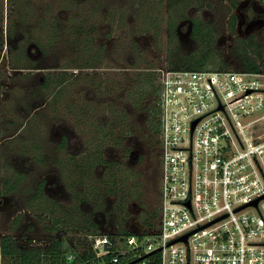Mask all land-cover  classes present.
Returning <instances> with one entry per match:
<instances>
[{"label":"built area","instance_id":"1","mask_svg":"<svg viewBox=\"0 0 264 264\" xmlns=\"http://www.w3.org/2000/svg\"><path fill=\"white\" fill-rule=\"evenodd\" d=\"M157 75L156 217L84 230L37 264H264V66L188 70L167 60Z\"/></svg>","mask_w":264,"mask_h":264},{"label":"flooded vegetation","instance_id":"2","mask_svg":"<svg viewBox=\"0 0 264 264\" xmlns=\"http://www.w3.org/2000/svg\"><path fill=\"white\" fill-rule=\"evenodd\" d=\"M60 1L62 0H54L53 2L47 0L40 3L39 0H31L30 8L34 11V8L39 6L41 10L56 11L62 7ZM63 1H65L64 11L68 9L69 5H71L69 7L75 8L77 3L83 5L82 8L87 9L101 8L108 10L110 4H114L117 8L116 0ZM233 1L235 0L228 2L230 10L226 15H222L220 9L214 6L210 0L191 1V6L187 9L185 17L176 24L177 40L189 51L188 54L193 53L195 48L192 46L190 37L185 34L188 29L186 27L191 28L192 36L195 39L194 24L199 20L203 24H207L206 26L203 25L204 27L209 29L214 27L213 30L218 34L215 39L218 41L219 46L223 48L226 56L225 63L220 64L219 67H240L236 58L232 55L233 43L235 40L249 41L264 33V20L257 22L256 27H250V17H248L244 8L250 0H237V6L232 5ZM10 2L13 15H6L2 3H0V222L4 223L3 218L6 213L11 215L10 218H7L6 225L1 226L0 224V264H5L2 245L7 239H11L20 252H38L39 254L34 261L37 264L39 259L52 256L55 252H61L64 248L69 247L70 244L76 241L78 234L84 231L80 228L67 226L66 220H64L68 219V214L74 215L78 207L80 211H83V216L82 218L76 216L77 213L74 216L89 224L90 227L87 229L102 226L135 229L138 225H148L153 220L151 218L154 209L146 211L145 207H141L138 198L136 199L133 196L132 189L128 190V181L138 179L139 174L137 171L140 168L142 158L145 156L140 150V142L136 141V136L130 135V133H127V136L129 138L128 142L134 140L132 146L126 147L122 152L120 150L124 148L123 146H112L104 153L106 162L116 164L117 179H127L126 193L124 194L126 213L119 217L116 212V206L122 201L123 194H121V191L116 196L112 195L114 196L112 205H107V194L105 195L106 201H98L96 204L91 203L92 196H98L96 194H89L86 196V200L80 199L81 196L77 199L76 193L80 191V188L73 191L72 186L81 185L84 181L90 189H93L91 182L93 176L102 175L101 178L103 179L109 165L108 163H98L94 166V155L91 151L92 144L90 141H84L80 134L78 136L72 131L73 127L67 121L70 116L50 115L46 112L47 102L42 101L38 88L44 83L47 74L60 71V69L47 68L48 66L45 64L47 60L44 59V49L37 43L40 34L35 28L40 19H36V22L33 21L36 13H33L34 16L31 14L21 19L16 16V13L19 12L18 5L12 0ZM124 2L126 1L119 0L118 3H121V5L119 4L118 7L120 8H117L118 10L123 7ZM257 2L264 7V0H257ZM166 4L169 7L170 0H166ZM200 12H203L201 14L202 19H198L199 16H194ZM57 16L61 17L62 15L58 13ZM233 16L238 19L235 30L231 28L230 23ZM216 17H223L224 19V29H221V31L215 29L214 20ZM136 22L137 20L134 18V23ZM58 23L60 25L59 18ZM122 23L123 21L119 17L116 21H108L104 18L97 23V41L107 51V57H111L114 61H117V55L119 54L121 56L125 55L127 58L134 57L132 55L134 52L130 54L126 51L130 47L129 45L122 51L123 53L118 52L115 54L116 59L109 52V46L118 42L123 36L120 33L113 34V29L118 28L119 24ZM166 26L168 35V18ZM135 30L138 29H134V32ZM134 36L135 38L129 41L131 44H137L141 38H144L142 36L139 38V34L136 32ZM168 56L167 53L162 58L161 66L166 65L167 60L169 62ZM134 59L131 60V65ZM97 70L98 68L72 69L71 72L81 73L86 71L93 73ZM111 70L115 72L130 71L128 67L113 68ZM13 108L20 111L18 119L13 118ZM135 118L139 122H146L149 115L139 113ZM33 119L40 120L47 127L50 134L49 144L43 145L40 140H37L38 135L31 128ZM157 147L158 142L153 146L155 154ZM128 149H130L129 152H127ZM74 150L77 153H74ZM44 166H48L47 172H36ZM158 166L159 161L157 168ZM136 183L138 184V182ZM15 185L17 188L11 190V187ZM10 200H18L19 205L22 204L11 213L8 212L13 206L10 204Z\"/></svg>","mask_w":264,"mask_h":264},{"label":"trees","instance_id":"3","mask_svg":"<svg viewBox=\"0 0 264 264\" xmlns=\"http://www.w3.org/2000/svg\"><path fill=\"white\" fill-rule=\"evenodd\" d=\"M12 1L18 5L17 9L19 12L16 13L17 17L23 19L31 14L34 16V11L30 8L31 0ZM82 1L86 2V0ZM133 1L137 3L140 0ZM191 1L193 0H170V8L172 11L174 10L172 15L168 18V36L171 43H177L176 45H178L176 24L185 17L187 9L191 6ZM237 4V0L232 3L233 6H237ZM77 5L79 4L77 3ZM69 6L64 17H58L56 11L49 9L41 10L39 13L41 14L40 20L35 26L40 34V39L37 43L44 49V59L49 61L55 60V63L57 62L55 65H47V68L60 69V71L47 74L44 83L38 88V92L42 101L47 102V113L54 112L55 114L59 113L65 116L77 114L81 124L85 126L88 124H96L92 132L93 141L91 143L94 149L93 164L95 166L98 163H108V174L102 180H99V183L102 184L103 191L107 195L111 194L116 196L120 191L121 194H123L122 201L116 206V212L120 217V215L127 211L126 200H124L127 179H117L116 164L113 162H106L107 160H105L104 153L112 146H124L125 143L129 141L127 133H130V135L138 134L139 128L136 124H130V120H134L139 113H147L149 115L146 123L141 121L145 124L142 135L146 138L147 135L150 134L153 140V146L158 142L160 130V88L156 84L155 75L157 71L154 69L151 70L149 67L140 66L139 62L143 55L140 54L137 59H134L132 65L126 66L130 70L137 69V73L125 71L124 80L118 78L115 73H111L115 71L111 70L113 68L109 64L114 63L116 65L117 63L116 68H121L123 65H120L119 61L123 59L121 54L117 55V61H114L111 57H107V51H105L104 47L99 45L100 43L96 38L98 34L97 23L104 18L108 19V21H116L117 16H119L121 21H124L125 12L123 10H118L115 5L112 8L110 6L108 11L101 8L87 9L78 7L72 8ZM145 9L150 10L148 7L143 9L140 8L136 16L137 18L135 19L137 21L142 19L146 25L153 26V31L145 29V32H154V35L160 36V22H156V20L147 17V14H145L147 10L145 11ZM58 18L60 19V25L58 23ZM162 20L164 19L162 18ZM230 23L231 28L235 30L238 24L237 17L233 16ZM204 31L208 32L206 37L208 40L206 45L208 53L213 48L212 45L215 43V37L203 26L201 21L197 20L194 24V35L196 38L202 36ZM262 48L264 50V41L262 43ZM174 49L176 50L177 48ZM136 50H138V44L136 43H132L130 47L126 49L127 53L130 54ZM175 50L171 51L168 56L169 64L172 69H206L202 60H193L195 58V53L185 54L176 52ZM67 52L70 54H66ZM71 53L75 55L74 58L70 57ZM241 60L242 65H240V67L248 72L259 71L261 65L264 66V54L256 61H251L248 57V52L244 50L241 53ZM29 61L31 60L29 59ZM91 68H98V70L93 73L86 71H82L81 73L71 72L72 69L85 70ZM122 83L125 84L123 90L125 93L127 91L126 96L120 95L121 88L119 87L122 86ZM131 94L135 97L132 104L130 101L128 102V98L131 97ZM150 96L152 97L151 101ZM105 97L108 98L109 103L105 112L110 111L109 115L112 116L109 118L106 117V114H103L99 118L95 117V115H92L91 111L92 103L101 109L100 106H104ZM125 104L131 108V112L124 110L123 107ZM133 141L131 140L130 142ZM129 151L130 149L127 150V152ZM16 188L17 186L15 185L11 187V190H15ZM72 188L73 191L80 188V191L76 193V195L77 199L80 198L82 200H86V196L91 193L97 195L99 192L98 186H94L93 189H90L89 185L85 184L84 181L81 185H73ZM104 199L105 197H100L99 201L104 202ZM153 217L155 218L156 214L155 216L153 215ZM153 217L151 220L154 219ZM64 220H66V225L69 227L73 226L81 230L90 227L83 219L72 214H68V219L66 218ZM2 252L5 264H35L34 261L39 254L35 251L33 253L20 252L11 239H7L3 242ZM19 258L21 259L18 260Z\"/></svg>","mask_w":264,"mask_h":264},{"label":"rangeland","instance_id":"4","mask_svg":"<svg viewBox=\"0 0 264 264\" xmlns=\"http://www.w3.org/2000/svg\"><path fill=\"white\" fill-rule=\"evenodd\" d=\"M11 0H0V3H2V8L4 9V12L9 15H13V8L11 5ZM40 3H42L43 1H47V0H39ZM53 2L54 0H48ZM80 1V0H77ZM127 1V0H126ZM230 0H210V2L218 7L221 11V14L226 15V13L230 10L228 2ZM61 2V8L56 10V14L60 13L63 17L66 15V11H64L63 7H65V1H60ZM119 0H116V5L117 8L119 4L121 5V3H118ZM224 3V5H222ZM111 6V8L114 6V4L109 5V7ZM76 7L78 8H82L83 5H77ZM150 8L149 9H145V11L147 10V17H150L154 20H156V22H160L161 27H160V36H156L154 35V32H145V29H149L150 31H153V26H148L145 24V22L142 21V19H140L139 21H137L136 23H134V18H137V14L139 12V9H143V8ZM170 7V6H169ZM166 4V0H140L138 3L133 2L132 0H128L127 2H124L123 7L120 10H123L125 12V20L123 21V23L119 26L118 28L116 27L115 29H113V34H122V38L120 40H118V42H115L113 45L109 46V52L111 53V55L113 57H115L116 53H123L122 51L126 49L127 45L130 46V40H132L133 38H135L134 33H138L139 34V38L142 36L144 38H141L140 41L137 43L138 44V50L134 51V53L132 54L134 57L131 58H127L125 57V55H122V61H120V65L123 64V68H125L127 65H131V60H133L134 58H138V56L140 54H143L141 57V60L139 62L140 66L142 67H149L151 70H157L158 68H160L161 66V60L162 58L165 57V55H167V53L170 55L171 51H174V48H177L175 51L176 52H182L185 54H188L189 51L184 47V45L178 41V45L171 43V41L168 38L167 35V18H169L172 15V11ZM247 12L248 17H250L249 19V23H250V27L254 28L257 25V22L259 21H263L264 20V7L260 4H258L257 0H250V2H247L245 7H244ZM41 11L40 7L37 6L36 8H34V12L36 13L35 18L33 17V21L36 22V19L40 18L39 14ZM108 11V10H107ZM15 12V11H14ZM28 13V12H27ZM107 13V12H106ZM203 12L200 13H196V17H198V19H202L201 18V14ZM146 16V15H145ZM119 16H117L118 18ZM32 18V17H31ZM162 18L164 20H162ZM223 17H216V19L214 20L215 23V29L216 30H223L224 28V24H223ZM164 24H163V23ZM29 23V22H28ZM31 23V22H30ZM118 24V23H117ZM204 26H206L207 24L204 23ZM117 26V25H116ZM142 28V29H141ZM188 28L185 31V34L187 37H190L191 41H192V46H194V52L195 53V58L193 59L195 60H202L204 63V67H206V69H214L220 66V64H224L226 61V56L223 52V48H221L218 44V41L215 39V43L212 45V50L209 51L207 53V33L206 31H204L202 33V36L197 37L194 39V37L192 36V30L190 27H186ZM134 29H138L135 30ZM207 30H209L211 32V34L216 37L218 36L217 32L214 31V27L212 28H207ZM107 30V29H106ZM217 38V37H216ZM108 40V39H107ZM111 40V39H109ZM122 41V42H121ZM264 41V33L257 35L255 38H252L249 41H241V40H235V42L233 43V47L231 49L232 51V55L234 58H236L237 62L239 65H242V60H241V53L246 50L248 52V57L250 58L251 61H256L258 58H260L263 54H264V50L262 48V43ZM120 49V50H119ZM66 54H70L69 52H67ZM75 55H73V53H71V58H74ZM180 56V55H179ZM59 57V55H58ZM69 57V56H66ZM182 57V55H181ZM116 59V57H115ZM169 59V58H168ZM57 63V62H56ZM55 60L53 61H45V64L47 65H55ZM112 68H116L117 64L115 65L114 63H110L109 64ZM119 66V64H118ZM122 67V66H121ZM123 70V69H122ZM76 71V70H75ZM79 71V70H78ZM132 73L133 72H138L137 69L135 70H130ZM111 73H115L116 76H118V78H120L121 80L125 78V74L124 72H111ZM156 84L159 87V79H158V75L156 72ZM125 84L122 83V86H120L119 88H121L120 90V95L122 96H126L127 91L125 93V91L123 90V86ZM160 88V87H159ZM135 97L133 96V94H131V97L128 98V102L130 101L131 104L134 102ZM152 100V97L150 96V101ZM108 98L105 97L104 98V106L101 105V109H99V107L95 104L92 103V115H95V117H100L103 114H106V117H111L112 115H109L110 111H106L105 109L108 108ZM12 105V103H11ZM11 107V106H10ZM124 110H126L127 112H131L130 111V107L127 106V104L124 105ZM104 109V110H103ZM13 111V118L18 119L20 111L19 110H14V108L12 109ZM16 111V112H15ZM55 114L54 112H50V115ZM59 114V113H58ZM78 115H72L70 116V118H67V121L70 122L71 126L73 127L72 131L77 134L79 136V134L81 135V137L84 139V141H90L92 143L93 141V137H92V132L95 129L96 124H88V125H83L81 124V122H79V119L77 117ZM145 119V118H144ZM130 124H136L137 127L139 128L138 130V134L135 135V140L140 142V150L143 152V155H145L143 157V159L141 160L140 163V168L138 169V179L137 180H132V181H128V190L130 191L132 189V194L133 196L141 202V207H145L146 211L149 210L151 211L152 209L155 210V208L157 207V197H158V191H156V189L158 188L157 185V180H158V175L156 172L157 170V163L159 161V157L157 156V154L154 153L153 151V140L151 139V135L148 134L146 138H144V135H142V130L145 128V124L143 122H139L137 121V119L135 118L134 120L131 119L130 120ZM146 123V122H145ZM31 128L34 129V133L37 134V140H40L42 142V144L47 145L49 144V131H47V127L45 125H43V123L38 120V119H33L31 121ZM89 137V138H88ZM90 139V140H89ZM128 146H132V142H127L125 143V145L123 146L124 148H122L120 150V152L123 151V149H125ZM92 154L94 155V149L91 148ZM74 153L75 152L74 150ZM79 153V152H78ZM48 166H44L41 167L40 169L36 170V172L38 173H44L47 172ZM108 174V172L105 173L104 176H106ZM102 175H96V177L93 176L92 178V188L93 185L98 186V196L93 197L92 196V201L91 203L96 204L98 203L100 197L104 198L105 197V192L103 191V186L102 184L99 183V180L102 179L101 178ZM138 182V184L136 183ZM134 198V199H135ZM114 196H112L111 194L106 195V200L107 205H112L113 204V200ZM105 200V199H104ZM105 200V201H106ZM134 201V200H132ZM129 201L127 200V203ZM136 202V201H134ZM139 202V203H140ZM10 204H12L13 206H11V209H9L8 212H12L15 211L16 207L21 206L22 204L19 205V201L17 200H10ZM80 208L78 207L77 211H75L76 216H81L82 218V214L83 211L79 210ZM8 210V209H7ZM75 210V209H74ZM73 210V211H74ZM80 211V212H79ZM74 214V215H75ZM11 215H9L8 213H6L4 215V223L0 222L1 226L6 225L7 223V218H10ZM79 227V226H78Z\"/></svg>","mask_w":264,"mask_h":264},{"label":"water","instance_id":"5","mask_svg":"<svg viewBox=\"0 0 264 264\" xmlns=\"http://www.w3.org/2000/svg\"><path fill=\"white\" fill-rule=\"evenodd\" d=\"M197 123H198V120L195 121V122L193 123V129L195 128V126H196ZM258 201H259V200H256V201L254 202V204L256 205V204L258 203ZM243 208H244V207H243ZM188 236H189V235H187V236H185V237H183V238H181V239H179V240H187ZM179 240H178V241H179ZM175 242H177V241H175Z\"/></svg>","mask_w":264,"mask_h":264}]
</instances>
